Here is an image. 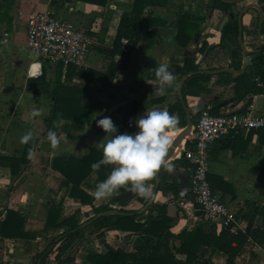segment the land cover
Instances as JSON below:
<instances>
[{
	"label": "crops",
	"instance_id": "obj_1",
	"mask_svg": "<svg viewBox=\"0 0 264 264\" xmlns=\"http://www.w3.org/2000/svg\"><path fill=\"white\" fill-rule=\"evenodd\" d=\"M134 1L0 0V34L10 38L9 45L0 50V220H5L9 209H14L25 218L24 231L29 234L25 237L0 234V264H40L38 257L47 248L49 253L44 264H91L90 252L105 254L109 248L135 251L142 238L139 234L118 229H90L89 225L81 227L85 229L83 234L64 251L59 249L60 238L52 243L74 223L81 226L86 223L100 205L148 210L139 200L143 197L134 194L128 186L120 187L108 198L96 199L95 186L103 180L96 171L81 184L92 197L84 203L70 195L71 186L67 185L66 177L53 167L56 156L82 158L91 150L100 149L94 146L106 135L96 124L100 115L111 117L120 132L134 133L137 131L135 119L146 108L167 109L179 118L172 132L175 139L191 123L192 134L204 107L221 114L252 105L257 112L264 113V92L252 93L240 78L246 69L248 52L258 50L248 40L261 44L257 47L264 50V1L247 0L246 5H255L244 9L246 5L241 8L238 4L243 0H222L237 3L229 10L219 8L218 0L147 3L143 14L154 22L136 46L128 45L130 52L125 57L115 48V41L121 16L132 9ZM35 11H50L72 21L92 38L84 65L70 67L39 60L33 55L27 44V19ZM241 11H244L243 42L238 37L239 49L222 43L221 36L227 22L236 17L239 22ZM183 22L181 35L185 38L190 31L194 33L185 45L177 38ZM192 25L194 29L190 28ZM123 51L127 52L124 46ZM160 62L167 63L175 74L172 86L164 94L154 91L159 80L150 70ZM87 70L99 72L101 76L89 82L91 74ZM196 74L203 75L195 83L198 86L185 94L187 80ZM57 93L80 101L81 106L88 108V118L74 125L73 120L62 118V114L75 111L61 108L56 115H60L62 123L56 131L62 143L53 149L46 134L58 119L52 118ZM30 129L33 138L21 143L20 137ZM184 140L167 156L173 165L171 171L163 167L159 170L158 188L152 202L166 205L167 214L172 218L170 230L176 235L199 226L205 232L215 227L220 233L224 227L205 217L189 191L191 163L179 155ZM27 144L31 145L34 155L21 165L18 174H13L1 160L9 164L10 158H22ZM210 154L208 179L233 212L237 229L232 231L251 228V236L233 264H264V129L230 131L212 144ZM149 183L154 193L157 175ZM164 185H174L175 189L165 190ZM53 211L55 215L49 221ZM174 243L180 247L182 240L176 237ZM176 255L179 259L185 258L184 254L177 252ZM199 258L214 264H230L227 254L212 246H203Z\"/></svg>",
	"mask_w": 264,
	"mask_h": 264
},
{
	"label": "trees",
	"instance_id": "obj_2",
	"mask_svg": "<svg viewBox=\"0 0 264 264\" xmlns=\"http://www.w3.org/2000/svg\"><path fill=\"white\" fill-rule=\"evenodd\" d=\"M147 3L156 5L159 1L135 0L132 9L130 11H125L121 16L116 35L115 48L124 54L125 57H127L130 49L127 52L123 51L124 44L122 43V39L127 38L129 44L136 46L145 31L154 22L152 18L146 17L143 14L144 6ZM218 3L219 8L224 10L232 9L237 5V3L224 2L222 0H218ZM238 4L242 8L247 4V0H243ZM183 26L184 22L180 27L181 30L179 29L177 38L185 45L191 40L194 33L190 31L184 38L181 35ZM190 28L194 29V26L192 25ZM239 30L238 17H236L224 25L221 42L224 44L236 45L240 49L241 45L238 40ZM72 66L73 65H70V67ZM87 71L91 74L89 82L95 76H101L99 72L93 70ZM202 76V74H196L187 80L186 86L183 88L184 93L187 94L188 89L191 87H197L198 84L195 83L198 78ZM240 78L248 85L252 93L264 92V50L248 52L246 69ZM257 78L262 82V86L258 85L259 81L256 80ZM72 98L68 95L63 96L61 93H57L52 118H60V115H56V113L62 111V108L64 110L71 109L75 111L68 115L62 114V118L65 117L73 120L74 125L75 122L81 121V123H83L87 120L88 108L81 106L80 101L76 102ZM212 113L217 114L218 112L212 110ZM81 126H83V124L78 127ZM29 149H31V145L27 144L22 158H10L8 159L10 161L9 164H5V162L2 163L1 160V164L10 167L13 174H18L21 165L30 160V158H28ZM101 158V149H93L88 155L82 158L56 156L53 167L66 177L67 185L71 186L70 195L78 197L84 203H87L92 200V197L82 188L81 184L83 181L92 171H96L103 179H105L111 171V165H102L99 169H93L91 167L93 162ZM183 158L187 159L184 156ZM257 171H260V169H257ZM153 179H155V177H153ZM161 188L162 185L160 189ZM163 189H175V187L174 185H164ZM139 200H141L143 206L149 201L145 198ZM106 211H108V213L99 216L89 224L90 229L105 228L107 230L118 229L132 231L139 234L142 238L136 244L135 251L133 252H126L121 248H109L108 252L105 254L90 252L88 258L91 264H214L209 259L202 260L199 258V251L203 246H212L215 250L225 252L228 256V262L233 264L251 236L250 227L246 231L239 230L237 232H233L230 227H224L220 233H217L215 227H213L210 232H205L202 226L195 227L191 230L186 229L176 235L170 230L172 218L167 214L166 205L155 202H152L145 212H143L141 208L128 210L125 208L113 207L108 204L100 205L95 208V215ZM56 213L58 215V212ZM54 215V211L51 212L49 221ZM95 215L88 219V221L93 219ZM24 224L25 218L22 214L14 209H9L5 220H0V234L6 237L28 236L29 234L24 231ZM84 231L85 229L81 228V225L74 223L63 234L56 237L52 243H55V240L60 238L62 243L59 249L60 251H64L76 238L82 235ZM176 237L182 240L180 247L176 246L174 243ZM48 249L49 248L39 255L38 259L40 260V264H44L45 258L49 253ZM177 252L184 254L185 258L179 259L176 255Z\"/></svg>",
	"mask_w": 264,
	"mask_h": 264
},
{
	"label": "built area",
	"instance_id": "obj_3",
	"mask_svg": "<svg viewBox=\"0 0 264 264\" xmlns=\"http://www.w3.org/2000/svg\"><path fill=\"white\" fill-rule=\"evenodd\" d=\"M92 42V38L83 29L50 11H35L27 19V44L39 60L56 61L65 66H82ZM9 43V36L0 34V50ZM123 44L124 50L128 51L127 38H123ZM259 84L262 82L259 81ZM252 129H264V113L257 112L252 105L243 110L221 114H214L210 107H204L192 134L185 138L179 153L191 163L189 191L205 217L232 230L237 229L233 212L208 179L212 160L210 149L215 141L230 131Z\"/></svg>",
	"mask_w": 264,
	"mask_h": 264
},
{
	"label": "clouds",
	"instance_id": "obj_4",
	"mask_svg": "<svg viewBox=\"0 0 264 264\" xmlns=\"http://www.w3.org/2000/svg\"><path fill=\"white\" fill-rule=\"evenodd\" d=\"M159 80V86L154 91L164 94L172 86L175 74L164 62L156 63L153 69ZM62 123V118L53 121L54 128L47 131L46 138L53 149L62 143L61 135L56 128ZM96 124L106 135L94 146L102 151V158L91 164L93 169L102 165H111L107 177L98 181L93 195L96 199L111 196L122 186L130 187L131 191L147 200L153 198V187L149 181L157 175L161 167L171 171L173 165L168 162L167 155L172 144V132L179 124L176 114L167 109L146 108L145 112L135 119L137 131L120 132L111 117L100 115ZM30 129L20 137L21 143H28L33 138ZM66 143V141H64ZM34 152L28 151V158Z\"/></svg>",
	"mask_w": 264,
	"mask_h": 264
},
{
	"label": "water",
	"instance_id": "obj_5",
	"mask_svg": "<svg viewBox=\"0 0 264 264\" xmlns=\"http://www.w3.org/2000/svg\"><path fill=\"white\" fill-rule=\"evenodd\" d=\"M238 1H241V0H238ZM251 5H255L254 3H250L248 5H246V7L244 9H247L249 8ZM243 12L244 11H241L240 12V15H239V25H240V30H239V39H240V42H243V26H242V16H243ZM264 40V38H262ZM130 48H133V44H130ZM244 54L246 55V52H244ZM246 63H247V58H245V67H246ZM192 123L181 133V135H179L178 137H176L175 139L172 140V144L170 145V150H169V153L166 154L167 156L173 154L174 150L176 147H178L180 144H181V141L186 138L191 130H192ZM158 182H159V170L157 172V185H156V188H155V191L153 193V198L150 199L148 201V203L146 204V207H145V210L148 209V207L150 206V204L152 203V201L154 200L155 198V195H156V192H157V188H158ZM106 214V212H102V213H99L98 215H96L93 219L87 221L86 223H84L81 227H85L89 224H91L96 218H98L99 216L101 215H104Z\"/></svg>",
	"mask_w": 264,
	"mask_h": 264
},
{
	"label": "rangeland",
	"instance_id": "obj_6",
	"mask_svg": "<svg viewBox=\"0 0 264 264\" xmlns=\"http://www.w3.org/2000/svg\"><path fill=\"white\" fill-rule=\"evenodd\" d=\"M248 44H249V45L252 44L254 50H255V49H256V50H257V49H258V50L261 49L260 47H257V45H260V46H261V44H257V43H255V42H251L250 40H248Z\"/></svg>",
	"mask_w": 264,
	"mask_h": 264
}]
</instances>
